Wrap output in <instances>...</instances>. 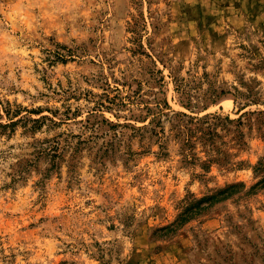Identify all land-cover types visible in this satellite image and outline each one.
<instances>
[{"label":"rangeland","instance_id":"rangeland-1","mask_svg":"<svg viewBox=\"0 0 264 264\" xmlns=\"http://www.w3.org/2000/svg\"><path fill=\"white\" fill-rule=\"evenodd\" d=\"M0 114V264H264V0H0Z\"/></svg>","mask_w":264,"mask_h":264},{"label":"trees","instance_id":"trees-1","mask_svg":"<svg viewBox=\"0 0 264 264\" xmlns=\"http://www.w3.org/2000/svg\"><path fill=\"white\" fill-rule=\"evenodd\" d=\"M1 115V114H0ZM2 125V124H0ZM256 174L261 172V178L255 182L250 187V191L256 188L264 187V156L261 157L258 163L253 167ZM245 184L242 182L227 184L226 186L216 190L214 193L202 196L198 199L191 200L187 206L177 215L175 220L168 225L160 228V231H165L167 233H172L176 231L180 226H182L189 219L195 217L201 212L205 211L208 207L214 203L231 197L232 195L242 191Z\"/></svg>","mask_w":264,"mask_h":264}]
</instances>
